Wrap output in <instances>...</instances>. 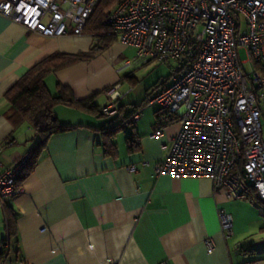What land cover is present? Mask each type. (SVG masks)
I'll use <instances>...</instances> for the list:
<instances>
[{
    "label": "crops",
    "instance_id": "crops-1",
    "mask_svg": "<svg viewBox=\"0 0 264 264\" xmlns=\"http://www.w3.org/2000/svg\"><path fill=\"white\" fill-rule=\"evenodd\" d=\"M95 42L89 34L47 37L0 15L3 166L30 153L40 141L27 123L17 126L11 119L5 93L49 55L88 52ZM119 42L111 44V54H117L113 49L117 44L122 46L120 51L129 48ZM97 55L45 80L52 93H57L61 83L78 100L100 92L95 97L100 110L85 111L66 104L55 107L59 121L72 127L48 139L21 177L23 192L4 205L0 203V249L8 236L5 205L15 227L8 255L1 264H264V205L260 200L229 197L227 188L215 187L209 177L156 172V164L168 150L164 145L168 146L180 124L166 125L165 135L153 138L158 106H140L147 92L151 94L164 78L149 86L138 103H124L132 90L119 101L122 114L141 108L142 117L108 139L105 130L121 119L102 115V106L109 102L104 89L123 85L118 81L119 69L118 74L108 58ZM153 63L159 62L152 60L141 67ZM123 67L121 70H129ZM132 69L128 75L138 82ZM124 79L133 84L134 80ZM148 108L152 110L146 111ZM132 132L140 143L134 152L126 138ZM110 143L114 146L108 151ZM143 160H150V165L142 164ZM131 165L137 169L130 170ZM219 209L234 217V234L229 239L221 231ZM208 238L216 243L212 253L206 249Z\"/></svg>",
    "mask_w": 264,
    "mask_h": 264
},
{
    "label": "built area",
    "instance_id": "built-area-1",
    "mask_svg": "<svg viewBox=\"0 0 264 264\" xmlns=\"http://www.w3.org/2000/svg\"><path fill=\"white\" fill-rule=\"evenodd\" d=\"M98 1L0 0V15L47 37L81 36ZM107 23L121 43L135 48L123 68L155 60L169 69L149 99L159 117L151 137H163L173 123L180 129L164 145L168 150L156 172L209 177L233 198L255 191L264 205V0H122ZM120 89L118 83L106 91L109 102L101 111L134 126L142 110L125 118L119 101L131 89ZM31 162L26 153L8 166L0 163L2 205L23 192L20 180ZM219 220L229 239L232 213L219 209ZM205 244L208 253L215 250L213 238Z\"/></svg>",
    "mask_w": 264,
    "mask_h": 264
},
{
    "label": "trees",
    "instance_id": "trees-1",
    "mask_svg": "<svg viewBox=\"0 0 264 264\" xmlns=\"http://www.w3.org/2000/svg\"><path fill=\"white\" fill-rule=\"evenodd\" d=\"M121 1L122 0L98 1L84 31V34H89L96 38V42L90 51L77 54L64 52L53 53L35 64L5 93V97L11 107L10 117L14 123L17 126L27 123L33 129L35 137H39L40 139L35 148L29 153L32 160L36 158L39 151L46 145L48 139L53 134L68 130L72 127L64 125L59 121L55 113V107L58 104H66L67 106H73L85 111L99 112L100 107L95 102V97H97L100 92H95L89 98L78 100L74 97L72 90L61 83H58L57 93H52L45 80L49 75L67 66L80 61L93 59L99 52L110 47L111 44L119 40L118 35L113 32L107 20L111 16L114 8ZM125 77L134 80L131 75ZM136 83L137 80H134L133 84ZM160 85L159 83L151 94L149 93L150 91L147 92L148 96L142 102L141 108L149 104V98H151ZM109 88L110 87L104 89V91H107ZM141 108H136L131 111L130 114L125 115V118H130L136 111L141 110ZM128 126V124H123L120 120L118 124L107 128L105 133L108 135L109 139L116 132L125 130ZM126 138L130 151L134 152L140 148L139 139L134 132L127 134ZM10 141H12V139H10ZM113 146L114 144L112 143L107 144L108 151H111ZM237 169H242L241 164H239ZM249 198L259 200L255 191L251 192ZM4 210L8 236L1 242L0 264L8 255L10 239L15 233L13 216L9 207L5 205Z\"/></svg>",
    "mask_w": 264,
    "mask_h": 264
},
{
    "label": "rangeland",
    "instance_id": "rangeland-1",
    "mask_svg": "<svg viewBox=\"0 0 264 264\" xmlns=\"http://www.w3.org/2000/svg\"><path fill=\"white\" fill-rule=\"evenodd\" d=\"M119 43H121V42H119ZM112 45H110V47L99 52L98 55L103 54L105 58H108V60L110 61V64H112V67L116 70L117 73H118L117 69H119V71H120L119 73H120L121 77L119 78L118 81L122 82L123 87H121V89H120L122 93L127 91L128 89L132 88L131 94L129 96H127L124 100L125 104L126 103H138L140 100H142L145 96L146 89L149 88V86H151L152 84H155V81L157 82L159 78L162 77V78H164V81H165V79L167 80V78L169 76V69L164 64L153 63L150 66H148V68L141 67V64H137L135 67H133L135 69L137 67L136 70H133L132 68H128L129 70H127V69L121 70V67L124 66L125 60L132 59L134 57L135 50L132 47L127 46V47H129L128 49L120 51L122 46L120 44H117V45L113 46V47H116L113 49L116 50L117 54L115 53L113 55L109 52L110 51L109 49L112 48ZM240 58L242 60L247 59V52L245 49H240ZM130 69L133 70L131 72H133L138 79V82L136 84L129 83L128 80L124 79L125 76L129 74ZM151 110L152 109L148 108L146 111L150 112ZM102 119L105 121L104 118H102ZM130 130L131 129H128L127 132H129Z\"/></svg>",
    "mask_w": 264,
    "mask_h": 264
}]
</instances>
